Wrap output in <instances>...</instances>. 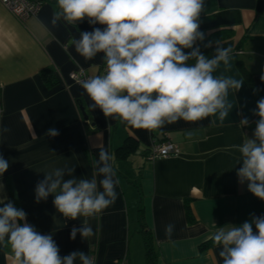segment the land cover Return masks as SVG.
<instances>
[{
	"label": "crops",
	"instance_id": "obj_1",
	"mask_svg": "<svg viewBox=\"0 0 264 264\" xmlns=\"http://www.w3.org/2000/svg\"><path fill=\"white\" fill-rule=\"evenodd\" d=\"M40 1L37 13L24 22L0 1V154L9 162L0 177L2 194L23 209L27 222L42 234H53L61 256L80 250L95 258V264H119L123 258L130 264H149L146 228L153 233L156 264H222L219 247L201 250L200 245L216 227L241 225L252 215H264V211H255L247 182L238 180L236 172L241 165L233 148L246 137L253 138L254 123L259 119L253 115L258 99L238 61L264 92L260 79L264 74V0H205L199 17L205 39L197 41L195 47L209 58L217 41L232 49L229 68L225 70L221 63L214 75L243 81L238 92H229L233 105L229 116L215 123L213 117L197 122L180 120L152 131L106 118L99 109L89 108L90 99L70 74L85 70L89 77L103 75L106 65L103 54L91 60L81 57L72 39L103 26L90 25L85 19L77 25L61 20L53 27L57 0ZM217 32L230 34L214 40L212 35ZM45 70L53 73L57 84L48 85ZM84 110L91 117L90 123L85 121ZM245 117L249 125L241 127ZM50 128L57 129L59 135L46 136ZM127 137L136 138L138 146L125 166L114 168L119 179L115 203L89 220L94 231L91 238L82 240L78 233L71 240V229L80 227L82 220L63 217L54 207L52 195L37 203L36 184L44 179V173L66 166L75 168L77 179L91 178L93 161L98 160L97 145L105 147L114 161L116 148ZM166 140L181 147L180 155L149 160L153 143ZM139 152L144 158L133 162V155ZM69 178L67 174L64 177ZM134 180L139 181V187ZM188 207L195 217L193 222L188 218ZM142 216L147 227H143ZM168 224L174 225L171 237L165 235ZM0 264H15L4 246H0Z\"/></svg>",
	"mask_w": 264,
	"mask_h": 264
},
{
	"label": "clouds",
	"instance_id": "obj_2",
	"mask_svg": "<svg viewBox=\"0 0 264 264\" xmlns=\"http://www.w3.org/2000/svg\"><path fill=\"white\" fill-rule=\"evenodd\" d=\"M204 6L205 0H57L51 24L56 27L63 20L77 25L87 19L90 25L103 26L72 39L81 57L91 60L103 54L106 65L103 75L80 82L91 101L89 108L99 109L106 118L152 131L180 120L213 117V123L217 119L223 122L233 109L229 92H238L243 85L231 76L214 75L221 63L225 70L229 68L230 47L217 41L211 58L195 47L205 39L199 23ZM260 79L264 81V74ZM253 115L259 117L253 138L233 145L241 165L236 175L241 184L247 182L249 192L264 201V98L257 101ZM240 125L248 126V118ZM45 135L56 137L59 131L50 128ZM97 147L91 178L77 179L75 168L66 166L44 173L35 187L37 203L52 195L53 205L63 217L82 220L80 227L71 229V240L78 233L82 240L91 238L94 231L89 220L117 199L114 158L105 147ZM8 168L9 162L0 154V177ZM66 174L70 178L65 180ZM3 191L0 183V246L9 249L15 264H95L93 257L80 250L61 256L53 234H42L28 223L27 213ZM173 231L174 225L168 224L165 235L171 237ZM210 239L220 248L222 264H264V215H252L241 225L216 227Z\"/></svg>",
	"mask_w": 264,
	"mask_h": 264
},
{
	"label": "trees",
	"instance_id": "obj_3",
	"mask_svg": "<svg viewBox=\"0 0 264 264\" xmlns=\"http://www.w3.org/2000/svg\"><path fill=\"white\" fill-rule=\"evenodd\" d=\"M229 34L230 33H228V32H224V33L217 32L216 34L212 35V38L214 40H219V39H222V38L228 36ZM238 65H239V68H240L242 74L246 78L250 88L252 89L254 97L258 100L261 98H264V92H262V90L255 83L252 73L248 70V68L244 65V63L242 61H238ZM43 76H44V79L46 80V82L48 83V85L57 84V80H56L55 76L53 75V73H51L50 70H45L43 72ZM78 103H79L81 109H84V105L82 104V101L78 100ZM84 115H86V120H85L86 123H90L91 117L88 116V114L85 112V110H84ZM137 146H138V140L136 138L127 137L125 139V141L123 142V144L120 145L118 148H116L117 156H116L115 160L113 161L114 168L118 170L120 167L125 166V163L128 162V159L130 158V156L137 150ZM133 182L137 183L138 187H139V181L137 182L134 180ZM187 203H189V200ZM253 206H254L255 211H258V212L264 211V201L258 199L254 195H253ZM141 211H143V209H141ZM188 218L192 222L195 220V217H194V215L191 212V209L189 207H188ZM141 220L143 222V227H147L146 223L144 222L143 216L141 217ZM143 233L145 236L147 261L149 264H156L157 258H158V253H157V250L155 249V246H154L153 233L151 231L147 230L146 228L144 229ZM212 246H214V243L209 238L208 240H206L205 242H203L200 245V249L205 250V249H208Z\"/></svg>",
	"mask_w": 264,
	"mask_h": 264
},
{
	"label": "built area",
	"instance_id": "obj_4",
	"mask_svg": "<svg viewBox=\"0 0 264 264\" xmlns=\"http://www.w3.org/2000/svg\"><path fill=\"white\" fill-rule=\"evenodd\" d=\"M20 21H26L31 16L35 15L40 7V0H0ZM85 70L72 72L70 78L80 83L83 79L88 78ZM182 149L176 143L166 140L162 142H154L151 146L147 158L156 160L170 156H178ZM95 260V258H94ZM119 264H130L128 258H123Z\"/></svg>",
	"mask_w": 264,
	"mask_h": 264
},
{
	"label": "rangeland",
	"instance_id": "obj_5",
	"mask_svg": "<svg viewBox=\"0 0 264 264\" xmlns=\"http://www.w3.org/2000/svg\"><path fill=\"white\" fill-rule=\"evenodd\" d=\"M137 158H141V159L144 158V157L141 156V152H139V153L133 155V157H132V161H133V162L136 161Z\"/></svg>",
	"mask_w": 264,
	"mask_h": 264
}]
</instances>
